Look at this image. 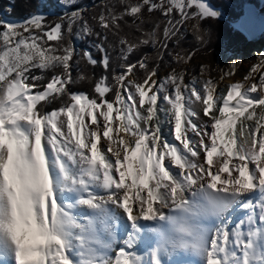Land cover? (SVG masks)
<instances>
[{
	"label": "snow or ice",
	"instance_id": "6c2138e0",
	"mask_svg": "<svg viewBox=\"0 0 264 264\" xmlns=\"http://www.w3.org/2000/svg\"><path fill=\"white\" fill-rule=\"evenodd\" d=\"M59 3L58 16L0 20V264H184L186 253L195 264H264V132L236 131L249 108L252 120L264 106V74L225 93L212 80L186 84L175 69L157 79L160 64L147 55L130 60L142 46L163 60L185 21H196L199 36L200 21L219 14L208 0H119L121 11L105 0L92 16L97 31L85 7L68 11L79 0ZM157 11L166 18L162 40L160 23L143 28L144 14ZM48 16L57 21L43 24ZM125 26L140 35L130 39ZM77 40L90 42L80 49ZM192 55L176 51L175 62ZM81 60L104 70L95 95L69 87L89 79L73 77ZM261 68L264 56L252 72ZM37 69L52 73L46 83ZM57 100L59 108L45 110Z\"/></svg>",
	"mask_w": 264,
	"mask_h": 264
},
{
	"label": "rangeland",
	"instance_id": "374dc122",
	"mask_svg": "<svg viewBox=\"0 0 264 264\" xmlns=\"http://www.w3.org/2000/svg\"><path fill=\"white\" fill-rule=\"evenodd\" d=\"M213 1H216V0H208V3L212 7V9L215 10L219 14L220 20L223 21L221 22L222 26L224 27V21L229 20V18L226 19V18L220 17L221 13L218 11V9L215 8L214 4L212 3ZM57 2L59 5L60 13H56L54 11H50V12L56 13L58 16L63 13L64 8L60 5L59 0H57ZM104 2L105 0H90L89 3L83 4V6L81 7L86 8V12L84 14L89 18V17H92L93 15H98L100 13ZM106 2L109 4L115 5L117 11L122 10L119 5V0H106ZM131 2L135 3V2H138V0H131ZM81 3H83V0H79L78 4L71 5L68 8V11L74 10L75 8H77V5H80ZM231 7L235 10L238 9L235 2H232ZM263 7H264V0H261L259 9L262 10V12L264 13ZM190 11L195 12L196 9L192 8L190 9ZM45 13H48V12H45ZM173 15L176 19L180 18L178 13H173ZM57 16H48L45 21H42V23L45 25H51L57 21ZM210 19L215 20V18H208V19H202V20L207 21ZM2 20L23 21V20L9 19V18H3ZM144 20L145 21L149 20V16L147 14H144ZM230 22L231 23L228 22V26H225L223 28V31H220V29H218L219 27L216 29L211 28L213 32L214 31L217 32L216 33L217 37H216V35L214 36V34L210 32L208 33L203 27H201L202 26L201 24H200V34L201 35L198 36L197 33L193 29V26L195 25L196 21L194 19L185 21L184 25L181 27L182 35L180 36L179 43L177 44L176 40H172L169 43V49L167 52H164L163 60L157 59V52H155L154 50H152V52L149 54L148 53L144 54L149 57L150 61H152L153 64L155 63L160 64V69H159L157 79L165 78L173 71V69H175L177 72H185V83L186 84L191 82L192 80H196L198 82L197 87H202L203 81L212 80L214 82L219 83V85L221 86V89H220L221 92H227L229 86L235 83V82L232 83L233 79L236 78L238 75L253 77V79H249V84L254 82V80H257L259 82L260 75L264 74V68H261V71L256 72V73H253L252 69L254 66L260 63L261 57L264 56V35H263L262 40L258 42H250L247 39L248 40L247 45L243 48L242 47H239L237 49L231 48V45L227 44V41L224 37H225V34L229 32L228 30L229 27H233L235 29L237 28L235 27L236 22L234 21H230ZM66 23H67V17H65V24ZM89 23L91 25H96V22L94 20L90 21ZM130 23H132V19H131V22H128L129 25H131ZM157 23H160L159 35H160V39L162 40L163 39V27L165 25L164 23L162 24V22H157ZM76 27L77 26H74V30ZM143 28H144V25H143ZM152 28L153 27L147 28L146 31H150ZM124 29L125 30L127 29L125 32L129 35L130 39L140 35L139 32H136L133 28H130L128 26H125ZM33 32L34 33L39 32V30L33 29ZM206 32L207 34H205V36H207V38L204 40L202 37L204 36V33ZM24 35L27 36L28 33H24ZM196 35H197V38L199 37L198 41L194 42V44H191V42L188 40L189 36L195 37ZM201 40H203V42H201ZM81 41L82 40L75 41L76 45H77V42L80 43ZM54 43H58V41H49L48 45L50 47H55L56 44L54 45ZM186 43L187 44L189 43L190 45H187ZM195 43L196 44L198 43V44L196 45ZM77 47L79 48L78 45ZM176 51H180L182 54L193 53L192 59L188 63L178 65L175 62V58H174V54ZM169 53H172V54L170 55ZM137 75H142V73L137 72ZM254 77L256 78L254 79ZM149 95H151V93H149ZM145 107H147V104H145ZM194 107L200 109L201 104L197 102L196 104H194ZM263 108L264 106L256 107L257 116L253 117L252 120H247L248 113L251 111L245 112L246 117L243 116L237 121L236 129H238L239 127L241 128L242 125H249V123L250 125H252V121H254L255 119H258L260 115L258 111H260L261 113L263 111ZM113 116L114 117L116 116L115 111L113 113Z\"/></svg>",
	"mask_w": 264,
	"mask_h": 264
},
{
	"label": "trees",
	"instance_id": "16d2710c",
	"mask_svg": "<svg viewBox=\"0 0 264 264\" xmlns=\"http://www.w3.org/2000/svg\"><path fill=\"white\" fill-rule=\"evenodd\" d=\"M89 2L90 0H83V3H81L80 5H77V7H81L83 6V4H86ZM232 2H235V4L237 5L238 7L237 10L231 7ZM212 3L214 4L215 8L218 9V11L221 13L220 17H223L226 19L229 18V20H226L227 22L224 21V27H225V26H228V22L229 23H231L230 21L237 22L239 20V18L243 15V8L246 3H254L257 6H260L261 0H224V1L216 0V1H213ZM9 7L12 8L11 12L7 11ZM40 10L44 12L54 11L56 13H60L57 0H0V20H2L3 18L25 20L31 14L36 13ZM145 14L149 16V20L145 21L144 23L145 31L147 30V28L154 27L157 22H162L163 20H165V17H163L158 11L153 12V13H145ZM127 19H128V22H131L130 18H127ZM88 20L89 22L92 21V17H89ZM200 22H201L200 24L202 25L201 27H203L208 33L210 32L214 34V36L216 35V37H217V34H216L217 32L216 31L213 32L211 28L216 29L219 27L218 29H220V31H223V28H224L221 23L223 21H221L220 18L215 19V20L210 19L207 21L201 20ZM93 26L96 27L97 31H99L98 26L96 25H93ZM228 30L229 32L225 34L224 38L226 39L227 44L231 45V48H235V49L239 47L243 48L247 45L248 40L243 33H241L240 31H238L237 29L233 27H229ZM207 32L204 33V36L202 37L204 40L207 38V36H205ZM198 39L199 37L197 38V35L195 37L189 36L188 38L191 44H194V42H197ZM89 42L90 40H82L80 43L77 42V45L79 46L80 49H83V48L88 47ZM55 44L57 45V43H54V45ZM187 45H190V44L188 43ZM152 50L156 52V50L152 49V47L142 46L140 50L134 54V56L130 57V60L135 62V60L139 59V57L143 56L144 54L151 53ZM111 54L113 55V57L116 56V53H111ZM93 55L97 60L100 59L99 52L93 50ZM118 65H119V61H115L114 59L113 68L117 72L122 71V69ZM34 71L36 75H44L46 77L44 81L45 83L47 82V79H50L52 75V73L50 72L41 73L38 69ZM104 74L105 73H104L103 68L100 67L99 65L93 68L90 64L87 63L86 60H81L80 67L75 68L73 71V77L76 78L80 75H84L88 77L89 79H85L83 81L77 80V83L75 85H70L69 87L71 88L73 92H86L90 96L95 95V93L93 92L94 85L96 81ZM109 98H111L110 94H109ZM65 102H67V98H65ZM41 103H44V102H41ZM60 106H61V101L57 100L53 104L49 105L48 108L45 110L50 111L53 108H59ZM38 107H39V104H38Z\"/></svg>",
	"mask_w": 264,
	"mask_h": 264
},
{
	"label": "bare ground",
	"instance_id": "6f19581e",
	"mask_svg": "<svg viewBox=\"0 0 264 264\" xmlns=\"http://www.w3.org/2000/svg\"><path fill=\"white\" fill-rule=\"evenodd\" d=\"M263 10H264V7H263ZM262 11V10H261ZM264 14V13H263ZM263 38V37H262ZM262 40V39H261ZM247 76H243V75H238L236 78H234L233 79V81H232V83H242V84H246V85H250L249 84V80H245V78H246ZM256 77H254V79H255ZM252 83H258V81L257 80H254V82H252ZM216 85H217V91L218 92H221L220 91V89H221V86L219 85V83L218 82H216ZM226 93V92H225ZM258 93H259V89H258ZM257 93H254L253 95H256ZM196 110L197 111H200L201 110V108L199 109V108H196ZM259 110H261V109H259ZM248 111H252V109L251 108H249L248 109ZM263 111H264V108H263ZM258 113L260 114V111H258ZM201 115H202V118L203 119H205V120H207L208 118L207 117H203V114L201 113ZM244 116H245V114H244ZM246 117V116H245ZM115 118V117H114ZM118 123V121L117 120H113V125H114V131H113V133H112V135H113V137H115L116 136V131H115V125ZM249 125H250V123H249ZM252 126H260L261 127V131L262 132H264V121H258V119H255L254 121H252ZM240 128V127H239ZM239 128L238 129H236V131L237 132H239ZM165 131H166V133H168L169 132V130H168V126L167 125H165ZM120 135L122 136V137H124L125 139H127V136H126V134H124V133H120ZM259 137V133H257V138ZM169 138H171V134L169 133ZM105 146V140L104 139H102L101 141H100V144L98 145V147H100V148H102V147H104ZM107 155H111L110 153H108ZM203 156H204V154L202 153V160H203ZM217 159H220V157L218 156V155H214L213 156V170L215 169V162H216V160ZM233 160H235V157H233ZM254 167V165H252V164H249V169L251 170L252 168ZM229 168H230V171H231V168H232V165L230 164L229 165ZM233 175H237V173H235V172H233L232 173ZM228 175V173H223L222 174V178L224 177V176H227ZM117 179H118V174H117ZM131 178H129V179H127L126 180V184H131ZM218 187H220V185L218 184ZM146 192H147V190H145L144 192H142L141 193V195L143 196V195H146ZM134 197H135V191L131 194V198H130V200H129V204L132 206V208H133V215L135 216V215H137V213H136V201H135V199H134ZM158 206V204L157 203H154V208L155 207H157ZM241 215H243V214H241ZM239 218V217H238ZM81 222L82 223H84V222H86V221H84L83 219L81 220ZM148 223H153V222H148ZM182 261L184 262V264H195V261H196V256H195V254L194 253H186L182 258Z\"/></svg>",
	"mask_w": 264,
	"mask_h": 264
},
{
	"label": "water",
	"instance_id": "95a60500",
	"mask_svg": "<svg viewBox=\"0 0 264 264\" xmlns=\"http://www.w3.org/2000/svg\"><path fill=\"white\" fill-rule=\"evenodd\" d=\"M254 3H246L243 15L235 23V27L242 32L250 42H258L264 35V14Z\"/></svg>",
	"mask_w": 264,
	"mask_h": 264
}]
</instances>
